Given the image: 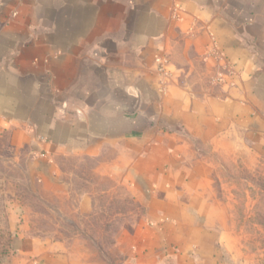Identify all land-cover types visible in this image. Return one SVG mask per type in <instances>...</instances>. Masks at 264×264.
I'll list each match as a JSON object with an SVG mask.
<instances>
[{"label": "crops", "instance_id": "crops-1", "mask_svg": "<svg viewBox=\"0 0 264 264\" xmlns=\"http://www.w3.org/2000/svg\"><path fill=\"white\" fill-rule=\"evenodd\" d=\"M0 129L42 183L65 160L118 179L142 208L123 264H196L201 151L264 159V0H0Z\"/></svg>", "mask_w": 264, "mask_h": 264}, {"label": "rangeland", "instance_id": "rangeland-1", "mask_svg": "<svg viewBox=\"0 0 264 264\" xmlns=\"http://www.w3.org/2000/svg\"><path fill=\"white\" fill-rule=\"evenodd\" d=\"M33 147L13 144L0 129V264H36L49 250L64 254V264H123L117 237L132 230L142 208L99 161H62L61 179L42 183ZM211 150L201 151L211 172L196 264H264V159ZM84 193L90 206L80 212Z\"/></svg>", "mask_w": 264, "mask_h": 264}]
</instances>
